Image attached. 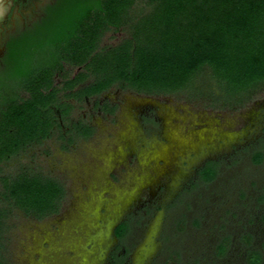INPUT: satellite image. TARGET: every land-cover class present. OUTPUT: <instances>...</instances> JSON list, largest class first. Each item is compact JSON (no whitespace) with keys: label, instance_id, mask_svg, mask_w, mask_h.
Masks as SVG:
<instances>
[{"label":"rangeland","instance_id":"rangeland-1","mask_svg":"<svg viewBox=\"0 0 264 264\" xmlns=\"http://www.w3.org/2000/svg\"><path fill=\"white\" fill-rule=\"evenodd\" d=\"M148 10L136 0L126 23L102 31L99 47L131 37L129 21ZM66 69L55 76L56 98L69 110L54 107L50 134L0 161V176L38 174L64 188L59 210L37 219L3 198L0 182L6 264H248L252 250L264 264V157L252 158L264 153V85L231 98L203 73L176 92L113 84L79 98L68 94L90 79L65 89L79 67ZM209 159L217 175L205 182L197 169Z\"/></svg>","mask_w":264,"mask_h":264},{"label":"trees","instance_id":"trees-1","mask_svg":"<svg viewBox=\"0 0 264 264\" xmlns=\"http://www.w3.org/2000/svg\"><path fill=\"white\" fill-rule=\"evenodd\" d=\"M135 1L60 3L43 25L9 44L0 69V161L47 137L55 122L54 107L61 113L69 110L71 104L56 98L60 85L55 76L66 66L79 69L63 81V88L90 79L68 94L79 98L113 84L148 94L176 92L194 88L203 73L231 98L264 85V0H144L149 10L128 20L131 37L99 47L102 31L126 23ZM25 51L33 67L26 74L12 73L16 57ZM77 130L83 136L91 133L88 125ZM252 158L258 163L263 154L255 152ZM217 167L216 160H207L197 169L201 180L212 181ZM0 182L2 197L26 215L40 219L59 210L64 188L52 177L22 172L0 176ZM3 217L0 210V248ZM125 224L115 227L117 237L124 236ZM225 241L215 247L219 256L227 251ZM262 258L260 250L247 255L248 264H260ZM0 264H6L1 252Z\"/></svg>","mask_w":264,"mask_h":264},{"label":"flooded vegetation","instance_id":"flooded-vegetation-1","mask_svg":"<svg viewBox=\"0 0 264 264\" xmlns=\"http://www.w3.org/2000/svg\"><path fill=\"white\" fill-rule=\"evenodd\" d=\"M69 1L76 0H0V69L5 65L13 40L43 25L60 3ZM255 152H261L264 157L263 151Z\"/></svg>","mask_w":264,"mask_h":264},{"label":"clouds","instance_id":"clouds-1","mask_svg":"<svg viewBox=\"0 0 264 264\" xmlns=\"http://www.w3.org/2000/svg\"><path fill=\"white\" fill-rule=\"evenodd\" d=\"M32 67H33V64H32L30 54L27 51H25L16 57L12 65L11 71L14 74L22 75V74L28 73Z\"/></svg>","mask_w":264,"mask_h":264}]
</instances>
